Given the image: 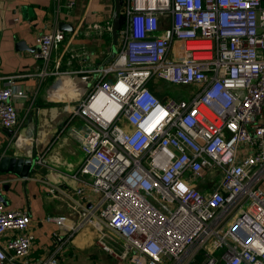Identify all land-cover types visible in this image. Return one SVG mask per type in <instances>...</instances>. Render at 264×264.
Returning <instances> with one entry per match:
<instances>
[{
	"label": "built area",
	"instance_id": "built-area-1",
	"mask_svg": "<svg viewBox=\"0 0 264 264\" xmlns=\"http://www.w3.org/2000/svg\"><path fill=\"white\" fill-rule=\"evenodd\" d=\"M54 1L57 12L76 5ZM120 17L101 62L61 69L54 59L53 73L87 82L63 128L81 120L72 129L84 160L73 175L78 191L98 197L71 231H60L66 214L46 217L60 229L35 262L29 211L0 200V264H62L87 224L128 264H264V0H121ZM93 26L113 32V18ZM66 36H38L40 75ZM14 76L0 82L5 127L18 123L15 98L26 95ZM161 79L189 86L188 96L157 92Z\"/></svg>",
	"mask_w": 264,
	"mask_h": 264
},
{
	"label": "crops",
	"instance_id": "crops-1",
	"mask_svg": "<svg viewBox=\"0 0 264 264\" xmlns=\"http://www.w3.org/2000/svg\"><path fill=\"white\" fill-rule=\"evenodd\" d=\"M67 1L62 0V4ZM75 1L68 13L63 5L57 12L54 0H0V82L15 75L16 85L26 91L25 96L15 98L18 123L11 127L0 123V157L35 159L29 176L0 169V195L9 208L29 211L36 235L29 256L34 262L50 254L53 233L60 229L46 217L66 214V225L60 231H71L70 225H75L98 197L88 186L78 191L82 184L73 175L84 160L81 141L72 129L80 122L75 120L63 128L71 105L87 82L81 73H53L57 68L54 59H62L61 69L101 62L114 48L113 32L100 34L92 27L112 20L115 0ZM61 22L70 28H61ZM56 28L66 31V39L53 52L47 74L40 75L45 65L35 56L37 38ZM20 42L22 46H18ZM82 228L73 232L71 245Z\"/></svg>",
	"mask_w": 264,
	"mask_h": 264
},
{
	"label": "rangeland",
	"instance_id": "rangeland-1",
	"mask_svg": "<svg viewBox=\"0 0 264 264\" xmlns=\"http://www.w3.org/2000/svg\"><path fill=\"white\" fill-rule=\"evenodd\" d=\"M170 56H173L171 51ZM168 96L176 98H185L190 90L189 86L174 85L166 80L161 79L157 84ZM81 123V120H77ZM100 230L92 224L85 225L74 236V245L71 242L62 252V264H128L107 252L98 243ZM107 242L115 248H120L111 238H106Z\"/></svg>",
	"mask_w": 264,
	"mask_h": 264
},
{
	"label": "water",
	"instance_id": "water-1",
	"mask_svg": "<svg viewBox=\"0 0 264 264\" xmlns=\"http://www.w3.org/2000/svg\"><path fill=\"white\" fill-rule=\"evenodd\" d=\"M121 0H115V10L113 17V35L115 40H117L119 32L118 29L121 25ZM61 28L69 29L70 26L65 22L60 23ZM23 42L18 43V46H22ZM115 51V50H114ZM34 158H25V157H17V156H9L7 154L0 157V169L1 170H9L13 171L16 174L22 176H29L32 173V170L35 165ZM0 200L4 201V196L0 195Z\"/></svg>",
	"mask_w": 264,
	"mask_h": 264
},
{
	"label": "trees",
	"instance_id": "trees-1",
	"mask_svg": "<svg viewBox=\"0 0 264 264\" xmlns=\"http://www.w3.org/2000/svg\"><path fill=\"white\" fill-rule=\"evenodd\" d=\"M158 88H160L159 86H157V85H155L154 86V89L157 91V92H160L161 91V89H158Z\"/></svg>",
	"mask_w": 264,
	"mask_h": 264
}]
</instances>
